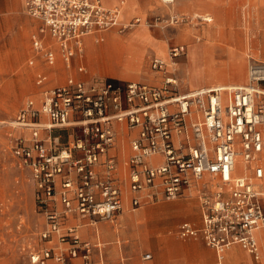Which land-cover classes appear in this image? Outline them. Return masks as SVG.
I'll return each mask as SVG.
<instances>
[{
    "label": "built area",
    "instance_id": "2783aa9c",
    "mask_svg": "<svg viewBox=\"0 0 264 264\" xmlns=\"http://www.w3.org/2000/svg\"><path fill=\"white\" fill-rule=\"evenodd\" d=\"M161 2L171 5L173 0ZM24 7L42 23L39 33L48 32L58 44L66 65L82 51L83 36L110 29L126 33L140 24L139 18L122 23L119 8H106L101 0H24ZM160 21L157 17L147 25ZM184 21L177 15L165 19L167 25ZM32 45L44 62L54 64V52L36 34ZM169 53L174 61L185 46H172ZM148 67L160 75L159 84L68 79L43 90L38 103L27 100L18 111L12 126L22 135L12 153L18 166L30 172L35 205L45 221L41 240L57 241L31 252L30 264H97L92 256L99 246L81 240L76 227L64 226V220L76 215L92 224L112 223L121 212L116 162L109 155L115 123L135 131L126 161L132 209L195 197L201 226L181 223V238L201 235L219 260L233 245L259 258L256 232L264 228V208L255 182L264 179V62L249 63L245 85L185 92L176 70L157 57L149 59ZM44 80L38 75L37 84ZM68 127H78L79 135L60 146L51 133Z\"/></svg>",
    "mask_w": 264,
    "mask_h": 264
},
{
    "label": "rangeland",
    "instance_id": "374dc122",
    "mask_svg": "<svg viewBox=\"0 0 264 264\" xmlns=\"http://www.w3.org/2000/svg\"><path fill=\"white\" fill-rule=\"evenodd\" d=\"M189 1L174 0L171 5H165L161 0H151L149 1L151 5L146 8L144 13L122 20V23H127L133 18H139L142 26L137 25L124 34H118L116 31L108 32L105 33L103 41L94 42L99 45L107 40L101 47L106 49L102 58L107 63L108 69L112 70L113 66H122V63L118 62L122 61L126 55H129L136 59L142 57L138 60V71L144 74L150 71L148 62L151 56L156 57L155 54H160L164 57L167 53L168 55L170 54L169 51L172 46L184 45L185 53L174 59L178 66L176 76L183 89L219 84L218 82L236 84L244 81L248 56L264 60V0H261L259 4H254L252 0H215L217 3L214 0H194L195 8L186 10L185 5ZM127 6L128 0L123 8L122 19ZM23 13L27 15L25 7ZM170 15L183 16L185 21L180 25H167L165 19ZM206 15L213 18L212 22H204ZM157 17L161 20L159 24L152 27L147 25V21L150 22ZM206 29L212 30L213 35H210L209 39L205 34ZM145 30L151 38L159 41L153 44L154 46H151L152 50H148L146 44H144V41L149 39ZM210 30L208 32H211ZM109 35H116L124 41L127 39L125 48L114 45L109 41ZM194 35H198L200 38L197 37L196 40ZM93 39L94 37L89 36L87 41H85L87 52L94 49ZM8 41L9 37L7 36L5 38L7 50L9 48ZM204 41H207L210 44L209 46H211L208 50L211 52L210 57H212L213 61L212 59L206 61L205 57H203L204 54L209 53L207 48H203L206 45V43H202ZM2 44H4V40L0 42V62L4 60L5 54L2 51L3 49H1ZM221 48H223L222 53L225 55L221 54ZM249 49L251 50L248 51ZM119 54L123 57L119 56ZM86 59L87 55L84 54L83 64L90 72ZM78 63V61L73 62L70 68L73 76ZM234 63H238L241 66L243 75L234 79L231 75H227L226 78H220L219 72L227 71L228 73ZM26 64L28 65V62ZM40 65L37 64V66ZM125 66H127V68L125 67L127 70L129 69L128 71L134 70L133 68L135 67H132V65L128 67L127 64ZM60 67H63V64ZM0 68L3 69V66L0 65ZM36 73L29 77L26 82L25 80L11 79L7 77V74L0 73V264H30V253L43 247L40 234L44 229V218L36 209L34 185L29 170L18 168L14 161L12 146L19 134L10 124V122L15 120L18 111L27 100H35L34 98L38 92L35 85ZM153 73L157 78L156 82L160 81V75ZM206 79L210 80L205 81ZM65 80L66 78L64 77L58 79L57 82L60 84L65 82ZM127 81L138 80H119L120 83ZM25 83H28L30 88L20 94V85ZM2 122L5 123L2 124ZM78 135V127H68L65 129H54L51 133V138L57 137L58 144L63 146ZM241 173L242 171H237V174ZM259 188L264 189L263 184H260ZM178 204L187 205L185 202H178ZM155 205L145 206L144 209ZM189 212L191 215L197 214L194 208L190 209ZM127 215L132 218L129 213ZM175 217L176 215L172 218L174 219ZM149 222L150 226H156L157 220L153 218L149 219Z\"/></svg>",
    "mask_w": 264,
    "mask_h": 264
},
{
    "label": "crops",
    "instance_id": "0c3cea01",
    "mask_svg": "<svg viewBox=\"0 0 264 264\" xmlns=\"http://www.w3.org/2000/svg\"><path fill=\"white\" fill-rule=\"evenodd\" d=\"M121 1H123V5L120 7L119 5ZM126 1L127 0H102V4L106 8L119 7L121 20L130 18L137 14H142L145 12L146 8L151 5V3L149 4V1L151 0H128V6L124 10L122 19V12ZM252 1L254 4H259L261 2V0ZM194 2V0H190L187 5H185L186 10L195 8L196 5H194ZM214 2L217 3L215 0ZM213 5L215 4L213 3ZM23 10V0H0V42L4 40V44H2L1 49H3L2 51L5 53L4 60L0 62V65L3 66V69L0 68V73L7 74V77L11 79H18L21 81L25 80L26 82L29 77L34 75V73L39 70L35 75V85L38 89L36 97L34 98L35 102L38 103L43 90L56 86H62L68 79L89 83L90 81L100 77H108L117 81L120 79H136L138 81L127 82H139L149 85H157L160 83L159 81L156 82L157 78L151 71L144 74L139 73L138 60L142 57L136 59L126 55V57L122 60V66H113L112 70L108 69L107 63L102 58L106 49L101 47V45H104L107 40L103 44L99 45H96L94 42L103 41L105 33L115 32L116 29L94 32L83 36L81 38L82 51L77 52L71 59V63L66 65L62 59L58 44L49 35V33H39L42 23L25 15ZM204 18L209 20L204 21L205 23H210L213 20L212 17H207V15ZM208 30L210 29L205 30V34L209 39L210 35L213 34L212 30H210L211 32H208ZM117 33L120 34L119 32ZM145 33L149 39L148 41H144V44H146L147 49L149 50L153 44L159 41L151 38L146 30ZM35 34L38 35L45 48L54 52L55 62L53 65H48L44 62L42 56L34 51L32 36ZM7 36L9 37L8 50L6 49L5 42V38ZM89 36L94 37V49L87 52L85 41H87L86 37ZM197 37L199 36L194 35L196 40ZM202 43H206L207 45L203 46V48H207V52L209 51V53L206 55L204 54L203 57H205L206 61H208L209 59H212V57H210L211 52L208 50L211 46H209L210 44L207 41ZM71 45L73 44L71 43ZM222 50L223 48L220 49L221 54H223ZM250 50L251 49L248 51ZM84 54L87 55L86 63L89 65L88 67L91 70L90 72L83 64ZM155 55L157 57H162L160 54ZM76 61L79 63L73 76L70 72V68L73 62ZM251 61L264 62L262 59L251 58L249 55L247 58L245 80L241 81V83L233 84L218 82L219 84H209L192 89H183V87H181V91L185 92L215 86L245 85L247 83L248 66ZM27 62L29 66L26 64ZM128 63L132 66H137V70L128 71L125 68V65ZM37 64L41 65L37 66ZM61 64H63V67H60ZM177 68L178 66L176 64V69ZM38 75L45 77V80L40 85L37 84ZM64 77L66 78L65 82L58 84V79ZM208 80L210 79H206L205 81ZM23 88L25 89L23 90ZM28 88H30L28 83L21 84L19 93L22 94ZM113 127L116 132V140L114 148L109 151V155L114 157L116 162L114 178L121 190L122 210L124 208L125 209L123 212L121 210L122 213L120 212L121 214L119 213L118 215L120 217H117L116 221L112 223L99 221L96 224H92L88 220L82 219L76 215H69L64 220V226L76 227V232L81 240L88 241L93 245L99 246V248L94 249L93 252L92 258L94 262L97 264H264V228L256 232V238L259 246V258H255L239 245H233L224 253L222 259L219 260L215 251L205 244L201 235L196 237L181 238L178 235V228L181 223L188 222L195 228H199L201 226V210L199 202L195 197L185 196L175 200H160L132 209L130 205L131 195L128 191V168L126 161L131 153L130 140L134 137L135 131L128 130L123 123H115ZM17 133L19 134L18 136L22 135L21 131H18ZM24 136L27 137L29 135L26 133ZM14 159L18 166L17 159L15 157ZM18 168L20 167L18 166ZM99 173L101 172L99 171ZM263 181L264 179L257 181L255 182V185L256 188L263 194L261 202L264 208V189L259 188V185L263 184ZM178 202H185L187 205L182 206L179 205ZM149 205L155 206L144 209L145 206ZM182 208H185L186 210H183ZM193 208L197 211L196 215H191L189 212V210ZM127 213L132 215V218L128 217ZM135 214L137 215L135 216ZM174 215H176V217L173 219L172 217ZM153 218L157 220L156 226H150L149 219ZM42 243L43 247H47L56 245L57 241L56 239H53L50 242L42 241ZM146 254L150 255V258L147 260L143 258Z\"/></svg>",
    "mask_w": 264,
    "mask_h": 264
},
{
    "label": "bare ground",
    "instance_id": "6f19581e",
    "mask_svg": "<svg viewBox=\"0 0 264 264\" xmlns=\"http://www.w3.org/2000/svg\"><path fill=\"white\" fill-rule=\"evenodd\" d=\"M102 1V0H101ZM174 1V0H173ZM123 5V1H121L120 2V7ZM119 8V7H118ZM119 12H120V8H119ZM121 13V12H120ZM120 14H119V18H120ZM204 17V16H203ZM202 17V18H203ZM121 20V19H120ZM204 21H209V20H207V19H204ZM138 25H141L142 26V24H138ZM136 35H138V34H136ZM138 37V36H137ZM89 38V37H88ZM87 38V39H88ZM109 41H111L114 45H117V46H119V47H121V48H125V41L127 40V39H125V41L122 39V38H120V37H118V36H116V35H109ZM129 39V38H128ZM251 39V38H250ZM130 40V39H129ZM128 41V40H127ZM126 41V42H127ZM129 43V42H128ZM248 43V42H247ZM118 50H119V48H118ZM119 53V52H118ZM116 55V54H115ZM119 56H121L120 54H119ZM121 57H123V56H121ZM121 57H120V59H121ZM157 57V56H156ZM134 58V57H133ZM159 60H161L163 63H165V65L167 66V68L169 69V70H176V62H174V61H172L171 59H170V57H169V55H168V53H167V55L165 56V57H157ZM233 58V57H232ZM236 58V57H235ZM119 61V60H118ZM123 61H119L118 63H122ZM128 65V67H130V63L129 64H127ZM132 67H134V66H132ZM126 68H127V66H126ZM137 66L136 67H134L133 69L134 70H137ZM214 69V68H213ZM129 70V69H128ZM132 70V69H131ZM222 70H224V69H222ZM213 71V70H212ZM152 75V74H151ZM218 75V74H217ZM227 75H231L233 78H237V77H241L242 75H243V70H242V68H241V66L238 64V63H234V65L232 66V68L231 69H229L228 70V73H227V71H220L219 72V77L220 78H226V76ZM226 87H230V86H226ZM5 122H2V124H4ZM10 124L12 125L13 124V122H10ZM19 130L18 129H16V132H18ZM26 134V133H25ZM238 170H240V171H242L243 170V166L241 165V163L238 161V164H237V166H236V171H238ZM263 183V186H264V181L262 182ZM263 193H264V190H263Z\"/></svg>",
    "mask_w": 264,
    "mask_h": 264
}]
</instances>
